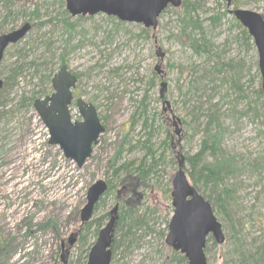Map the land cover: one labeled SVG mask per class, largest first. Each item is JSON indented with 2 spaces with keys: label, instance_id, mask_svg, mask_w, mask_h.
<instances>
[{
  "label": "rangeland",
  "instance_id": "obj_1",
  "mask_svg": "<svg viewBox=\"0 0 264 264\" xmlns=\"http://www.w3.org/2000/svg\"><path fill=\"white\" fill-rule=\"evenodd\" d=\"M21 3L26 4L25 13L36 11L30 18L34 28L23 41L7 48L0 63L4 83L0 91V264H76L84 257L80 252L96 240L97 222L103 226L116 203L118 214L128 210L144 217L146 226L134 232L128 248L124 244L115 251L111 264H179L177 253L164 244L172 216L170 182L179 162L185 174L189 171L184 158L199 151L206 123L201 118L195 121L191 114L196 100L190 103L192 96L185 95L180 72L183 67L194 72L208 69L214 60L227 67L226 74L238 73L236 79L247 100L236 101L234 88L227 90L225 82L222 93L228 97L220 102L215 96L211 101L218 103L222 114L228 111L222 121L221 150L235 170L219 188L227 191L223 209L213 212L224 243L207 242L204 254L207 264H241L255 254L264 244V112H257L260 118H256L252 111L245 113V105L252 102V107L264 111V100L256 97L260 76L252 40L245 42L243 28L227 11L241 9L264 16V0H233L229 9L223 0H182L193 7L203 29L208 46L203 50L198 46L199 53L187 48L193 44L188 34H180V10L166 9L156 30L146 31L104 15L70 19L63 0ZM64 17L70 19L73 30L63 36L57 21ZM23 19L0 34L28 20ZM190 37L194 39L195 32ZM157 48L164 54L158 76L154 73L159 63ZM60 55L63 64L55 63ZM43 61L53 65V75L65 65L76 76V98L95 109L104 129L81 168L48 145L47 129L32 107L34 100L51 93L50 86L41 83ZM16 67L21 70L13 80ZM208 107L204 104L201 109ZM69 114L73 121L80 120L74 104ZM172 119L180 122L179 138ZM119 149L123 150L115 157ZM204 160L203 164H213L212 158ZM118 167L126 170L114 174ZM141 167L147 173L144 177L137 174ZM125 177L129 183L123 191L119 186ZM99 180L111 182L110 192L98 204L92 226L83 233L84 241L78 234L66 251L61 243L68 247L69 236L79 228L86 191ZM118 191H122L121 201L116 200Z\"/></svg>",
  "mask_w": 264,
  "mask_h": 264
},
{
  "label": "water",
  "instance_id": "obj_2",
  "mask_svg": "<svg viewBox=\"0 0 264 264\" xmlns=\"http://www.w3.org/2000/svg\"><path fill=\"white\" fill-rule=\"evenodd\" d=\"M65 11L70 18L93 17L104 15L115 18L120 23L136 24L145 30H156L158 18L167 8L177 9L181 0H63ZM227 9L232 0H223ZM234 20L247 32L257 53V68L260 75V91L264 96V19L259 14L246 10H230ZM29 24L0 35V62L5 50L22 41L30 31ZM159 63L154 67L158 76L164 54L157 48L155 52ZM76 77L62 66L51 79L52 93L49 97L35 100L33 109L48 131L49 146H57L65 159L81 168L91 156L98 138L104 133L94 108L82 100H76L80 122L72 123L68 107L71 104V90L76 85ZM2 81L0 80V91ZM180 122H173L174 135L178 137ZM173 175L170 185V205L172 216L167 224L164 244L173 252L182 255L187 264H207L204 255L206 240L211 237L214 244L220 246L224 237L220 224L213 215L212 209L197 191L189 184L182 171V162ZM107 191V185L99 180L93 183L86 192L85 205L81 209L80 223L85 224L92 218L95 205ZM118 205L108 213V221L99 231L97 239L89 251L86 264H110V245L114 226L117 221ZM69 246L74 243L73 235L68 239Z\"/></svg>",
  "mask_w": 264,
  "mask_h": 264
},
{
  "label": "trees",
  "instance_id": "obj_3",
  "mask_svg": "<svg viewBox=\"0 0 264 264\" xmlns=\"http://www.w3.org/2000/svg\"><path fill=\"white\" fill-rule=\"evenodd\" d=\"M0 31H3L9 26H12L14 22H18L19 20L23 18H27V21L24 22H31L30 18H34L36 16V11H33V13H25V3H21L20 1L16 0H5L4 3H0ZM3 10V12H2ZM180 10V14L178 16L177 22L180 26V34H188L187 40L189 42H193V44L187 46L188 49L192 50L194 53H199L200 47L203 50V48L207 45L203 29L201 28L200 23L198 22L197 17L195 16V11L193 7L187 3H182L181 7L178 9ZM65 15V13H64ZM264 18V16H263ZM57 19V18H56ZM25 20V19H23ZM70 19L67 17L62 18V20L57 21V23L60 25L59 32L65 35V33L71 32L72 26L68 23ZM52 22H54L52 20ZM55 23V22H54ZM13 30V29H12ZM195 32L196 37L192 39L190 36L193 35ZM244 40L246 43H250V38L248 37L247 33L242 30L241 32ZM64 42V39L61 41ZM30 43V42H29ZM200 46V47H198ZM49 48V44L47 45V50ZM63 52V51H62ZM51 54H49V58H51ZM60 55L58 59L55 61L60 62L63 64V57ZM16 64H13L12 67H14ZM42 65L45 66V73L41 75V83L46 85L47 87L50 86V80L53 75L52 67L53 65H50L48 61H43ZM50 65V67L48 66ZM225 65L222 64L218 60H214L211 62V67L208 69H201L200 71H191L189 67H183L182 72L180 74L183 75V85L186 83V89H185V95L192 96L190 99L193 101L196 100L194 103L196 104V107L191 108V114H195V121L197 119L204 120L206 123L201 130L202 132V139L200 144L199 151L194 156H187L184 158L185 163L187 164L189 171H186V177L189 181V184L197 191V193L206 201L209 203L212 211L215 213L223 209L222 205L224 203V199L227 197V191L222 189L219 191V188L221 186L223 187L222 182L226 180V177L233 175L235 167L232 165L230 159H225L223 156V151L221 150V139H223L222 135L224 133V129L222 128V121L225 120L226 113H221L219 109L216 108L218 103L211 104V101H213V98L220 97L219 101H224L225 98H227L226 93H222V89L224 88L225 82L228 83V89L232 90L233 94L236 95L235 100L236 101H244L247 100L246 97L243 96L241 93V90L238 85V80L236 79L237 72L234 70H231V72L228 71L226 74L224 72ZM227 68V67H226ZM40 69V66H39ZM21 70V67H16L15 71H12L13 80L16 79L19 72ZM239 71V70H238ZM225 75H227V79H225ZM4 84V83H3ZM4 86V85H3ZM236 88V89H235ZM207 93L209 95L207 96ZM40 94V93H39ZM44 93H41L42 95ZM197 94V95H196ZM224 94V95H222ZM256 97L258 99L264 100V96L262 95L260 88L258 89L256 93ZM201 99H205L204 104H208L209 107L206 110H202L203 103H201ZM189 101H187L188 103ZM252 102H247L245 105V113L252 111V115L256 118H260V113H263V109L260 108L259 110H256V108L252 107ZM264 107V105H263ZM259 114H258V113ZM205 128V129H204ZM144 146V145H142ZM123 149H119L116 152L115 157L119 156V151H122ZM151 150V149H150ZM147 153L149 152V149L147 150ZM206 157L212 158L213 164L212 165H206L203 164L205 161L204 159ZM112 169L116 166V164L111 165ZM125 168L118 167L114 174H119L125 171ZM137 174H139L140 177H144L147 173H145L142 169V167L137 171ZM128 178L125 177L120 181L119 188L123 187V191H125V186L128 185ZM108 185V191L104 195H108L111 188V182H106ZM207 187H210L212 190L209 189L208 193H205V189ZM121 192H116V200L121 201L122 199L119 198ZM103 200V199H102ZM101 202V201H100ZM97 206L94 209V212L97 210ZM107 218V214L105 215L104 219ZM103 220V219H102ZM92 226L91 222L80 226L79 227V237L81 241L83 240V233L86 232L90 227ZM145 221L144 217L142 216H134V214L128 210H123L121 214H118V220L115 225L114 229V237L113 242L111 245V253L112 255L115 253V251L123 246L125 244V248H128L129 245L132 244L133 238H134V232L144 228ZM101 223L97 222L95 226V233L101 228ZM85 239V238H84ZM84 241V240H83ZM212 240L209 239L207 242H211ZM206 242V245H207ZM214 244V242L212 241ZM83 243H81V248L79 249L81 251ZM90 248V247H89ZM89 250V249H88ZM88 250L81 251L80 255L84 253V257L82 259H77L76 264H85L87 259V253ZM176 262H179V264H186V261L183 256H180L176 254ZM80 258V257H79ZM241 264H264V244L258 246L255 250V254L251 256H247L246 260L243 261Z\"/></svg>",
  "mask_w": 264,
  "mask_h": 264
},
{
  "label": "flooded vegetation",
  "instance_id": "obj_4",
  "mask_svg": "<svg viewBox=\"0 0 264 264\" xmlns=\"http://www.w3.org/2000/svg\"><path fill=\"white\" fill-rule=\"evenodd\" d=\"M16 1H20V2H21V0H16ZM26 24H29V25L31 26V29H30V31L28 32V34H29V33H31V31H32V29L34 28V26H32L30 22H29V23H26ZM21 26H22V25H20L18 28H20ZM18 28H16V29H18ZM16 29H15V30H16ZM28 34H27V35H28ZM71 74H72V73H71ZM72 75H73V74H72ZM74 76H75V75H74ZM75 77H76V76H75ZM76 81H77V78H76ZM76 85H77V83H76ZM50 94H51V93H50ZM50 94H49V95H50ZM49 95H46V96H49ZM46 96H44V97H46ZM76 99H77V98H76L75 92L73 91V92H72V102H71V105H73V104L75 105V101H76ZM71 105L69 106V108L71 107ZM75 107H76V105H75ZM79 121H80V120H77V121H75V122H79ZM107 186H108V185H107ZM118 209H119V207H118ZM61 248H63V249L66 248V251H69V250L71 249L70 246L65 247V243H61ZM0 261H2V259H0Z\"/></svg>",
  "mask_w": 264,
  "mask_h": 264
},
{
  "label": "bare ground",
  "instance_id": "obj_5",
  "mask_svg": "<svg viewBox=\"0 0 264 264\" xmlns=\"http://www.w3.org/2000/svg\"><path fill=\"white\" fill-rule=\"evenodd\" d=\"M232 4H233V0H232V3H231V7H232ZM230 11V10H229ZM229 11H227V13L229 14ZM37 74H39V73H37ZM40 74H42V73H40Z\"/></svg>",
  "mask_w": 264,
  "mask_h": 264
}]
</instances>
